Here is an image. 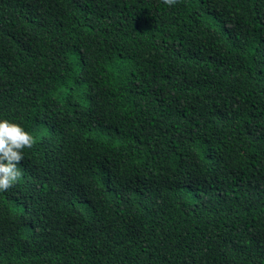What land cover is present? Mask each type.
Returning a JSON list of instances; mask_svg holds the SVG:
<instances>
[{"label":"trees","instance_id":"trees-1","mask_svg":"<svg viewBox=\"0 0 264 264\" xmlns=\"http://www.w3.org/2000/svg\"><path fill=\"white\" fill-rule=\"evenodd\" d=\"M0 264H264V0H0Z\"/></svg>","mask_w":264,"mask_h":264},{"label":"clouds","instance_id":"clouds-1","mask_svg":"<svg viewBox=\"0 0 264 264\" xmlns=\"http://www.w3.org/2000/svg\"><path fill=\"white\" fill-rule=\"evenodd\" d=\"M165 5L175 6L178 0H162ZM35 137L25 129L8 119L0 120V192L13 188L22 173L18 165L24 159V150L32 149Z\"/></svg>","mask_w":264,"mask_h":264}]
</instances>
